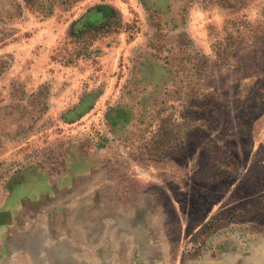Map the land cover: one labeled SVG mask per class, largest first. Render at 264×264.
Masks as SVG:
<instances>
[{"label": "rangeland", "instance_id": "obj_1", "mask_svg": "<svg viewBox=\"0 0 264 264\" xmlns=\"http://www.w3.org/2000/svg\"><path fill=\"white\" fill-rule=\"evenodd\" d=\"M0 264H264V0H0Z\"/></svg>", "mask_w": 264, "mask_h": 264}]
</instances>
